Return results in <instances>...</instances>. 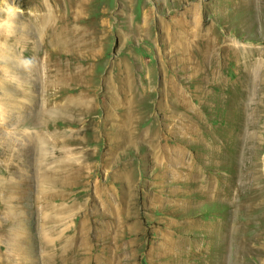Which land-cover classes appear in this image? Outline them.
Listing matches in <instances>:
<instances>
[{
	"label": "rangeland",
	"instance_id": "374dc122",
	"mask_svg": "<svg viewBox=\"0 0 264 264\" xmlns=\"http://www.w3.org/2000/svg\"><path fill=\"white\" fill-rule=\"evenodd\" d=\"M0 264H264V0H0Z\"/></svg>",
	"mask_w": 264,
	"mask_h": 264
},
{
	"label": "crops",
	"instance_id": "0c3cea01",
	"mask_svg": "<svg viewBox=\"0 0 264 264\" xmlns=\"http://www.w3.org/2000/svg\"><path fill=\"white\" fill-rule=\"evenodd\" d=\"M242 259H243V257H242Z\"/></svg>",
	"mask_w": 264,
	"mask_h": 264
},
{
	"label": "bare ground",
	"instance_id": "6f19581e",
	"mask_svg": "<svg viewBox=\"0 0 264 264\" xmlns=\"http://www.w3.org/2000/svg\"><path fill=\"white\" fill-rule=\"evenodd\" d=\"M192 29V28H191Z\"/></svg>",
	"mask_w": 264,
	"mask_h": 264
}]
</instances>
